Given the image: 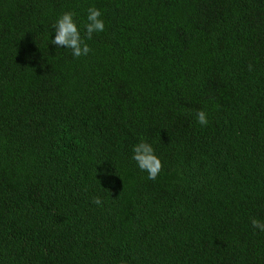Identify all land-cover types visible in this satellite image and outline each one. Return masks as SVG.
<instances>
[{
    "label": "trees",
    "instance_id": "16d2710c",
    "mask_svg": "<svg viewBox=\"0 0 264 264\" xmlns=\"http://www.w3.org/2000/svg\"><path fill=\"white\" fill-rule=\"evenodd\" d=\"M65 12L87 56L51 43ZM253 218L264 0H0V264H264Z\"/></svg>",
    "mask_w": 264,
    "mask_h": 264
},
{
    "label": "clouds",
    "instance_id": "9594fccd",
    "mask_svg": "<svg viewBox=\"0 0 264 264\" xmlns=\"http://www.w3.org/2000/svg\"><path fill=\"white\" fill-rule=\"evenodd\" d=\"M87 22L84 25L86 39L91 40L94 33L104 31L105 23L101 18L102 13L96 7H89L87 9ZM76 13L65 12L56 21L54 27L55 37L51 43L60 48H67L71 50L74 57L87 56L91 51L89 45L82 37L77 23L74 20ZM197 122L201 125L208 124L207 114L204 110H199L196 113ZM139 169L148 174V179L155 180L163 169V163L158 155L155 153L153 146L148 142H140L133 146L132 157ZM93 203L101 205L103 201L100 197H95ZM253 228H258L264 232V223L253 218L251 220Z\"/></svg>",
    "mask_w": 264,
    "mask_h": 264
}]
</instances>
